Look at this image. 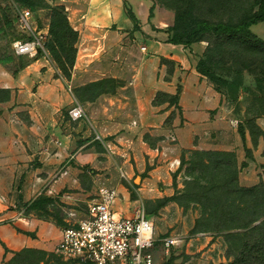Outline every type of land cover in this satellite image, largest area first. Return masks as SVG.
<instances>
[{"label": "rangeland", "instance_id": "374dc122", "mask_svg": "<svg viewBox=\"0 0 264 264\" xmlns=\"http://www.w3.org/2000/svg\"><path fill=\"white\" fill-rule=\"evenodd\" d=\"M152 1L157 7V14L159 15L155 20L145 24L144 27L148 29L151 25L150 32L144 31L137 21L134 23L135 29L139 31L137 34L124 28L108 34L107 37L101 34L100 38L106 41V45L103 47L105 60L113 59L116 61L120 56L126 60L128 58L145 60L143 62L148 60V67L150 68L152 66L150 59L158 53L157 50H150L149 47L155 46L158 42H170L173 37L171 34L173 33L176 12L179 9L187 10L200 21L209 24H232L238 21L241 16L258 12L260 0ZM31 4L28 5L20 0H0V68L9 75H16L37 59H44L46 63L48 62L55 74L61 77L71 99V103L62 108L58 120L61 129L63 131L70 130L78 140V146L71 150L68 158L77 155L79 151L93 152L92 147L95 146L98 158L105 166L101 169L82 168L83 175L79 179H81L80 184L85 189L84 191L80 187L73 189L66 186L60 196H40L30 204L22 203V194L19 193L21 186L16 189L14 194H10L16 196L19 202L11 205L9 211H19L18 217L23 218L32 215L36 220L45 223V226L41 224L36 229L37 232L42 229L43 234H40L43 237L38 235L36 231H26L17 226L16 229L34 240L44 241L46 248H22L14 251L12 256L2 264H74L63 260L58 255L57 245L61 240L64 228L86 216L89 204L97 199L101 187L117 188L121 192L115 209L117 212H128L129 215H133L140 203H143L148 217L152 220L155 218L153 221L156 230V242L150 252L157 264H173L174 259H176L174 252L179 249L183 250L185 255L188 249L196 251L197 247L189 245V243L199 233H207L214 238H219L216 264H264V247L259 251L253 249L251 253L246 247L247 243L252 244L254 239L260 237V233L252 234L246 229L238 228L240 225L248 224L259 218V214L254 211L252 206L254 200L260 199V192L247 194L238 191L239 187L252 188L258 184L264 186V178L254 186L241 185L239 176L246 162L238 163L235 151H224L214 147L218 145L219 137L223 133L228 136L242 135L243 141H245L246 135L251 133L255 145L262 134L256 121L264 114V52L260 51L264 49V46H261L260 50H256L254 42L241 44L235 39L228 40L210 32L203 35V41L184 45L192 50L190 52L192 54L191 66L196 65L198 73L199 62L206 60L208 68L223 78L228 80L239 78L241 80L239 92L231 100L225 88L222 87L220 91H217L214 83L201 74L206 80V101L212 100L211 97H207L209 95L207 92L222 96L226 105L233 108L231 112H225V115L230 116V118L228 121L225 117L220 118V121L226 122L220 127L212 128L209 122L217 119L215 116L218 109L206 111V127L203 131L201 130V134L196 133V128L188 129L186 132L184 129H180L181 126L175 127L174 125V119L183 116V111L178 106V96L169 97L159 93L154 104L169 103L176 109L168 116L164 126L158 128V131L156 130L154 136L147 132L143 137L147 145L145 147L141 145L139 151L146 155L145 158L141 156L143 161L145 159L146 168L144 171H138L136 166L140 163V159L135 157L131 142L118 139V135L125 132L124 129H112L109 132L113 133H109L104 138L94 131L86 137L83 133L86 129L85 118L73 121L69 116V110L75 101L83 105L86 113L91 112V110L96 109V102L101 95H109L115 92L119 85V81L116 79H106L110 82L103 88L91 86L97 82L80 87H76L74 83L72 85L73 90H70L69 85L77 61L79 60L81 63L85 59L86 50L84 48L81 50L80 44L78 45L79 38L75 44L77 51L74 67L71 68L70 79L63 75L55 60L52 47L58 52L60 48L57 43H53L50 34L47 36L46 43L47 56L40 50L36 55L17 56L15 54L14 43L30 38V33L20 26L19 14L23 10H30L33 27L37 31H45L51 25L52 8L59 7L54 6L53 0H32ZM126 10L131 11L129 5H126ZM250 30L258 39L264 41V21L252 25ZM123 47L128 49L123 50ZM143 47L148 48L143 50ZM72 54L73 52L70 51L69 56ZM63 56V59L66 60L67 57ZM168 71L173 72V68L168 67ZM5 96V93H0V99ZM104 103L108 104V101H104ZM30 116L29 110L21 106L15 112L12 122L17 126H23L31 122ZM80 125L83 126V130L79 129ZM179 134H194L193 145H180L177 137L176 139L173 138ZM67 140L69 141V139ZM55 143L58 146L62 145V141H55ZM149 146L155 150L147 154L146 150ZM206 152H213L214 154L204 155ZM246 154L247 157H252L251 150L246 149ZM174 157L179 159V163L172 167L169 160ZM259 167L264 173V164L259 165ZM155 168H160L157 176L161 180V189H169L170 194L147 203L141 200L138 192L144 179L148 177V172ZM60 169L49 179L47 185L67 176V171ZM128 169L132 172L129 177L125 176ZM77 179L75 177L72 180L73 184ZM90 180H96L95 188H91ZM20 183L22 184L23 181ZM150 191H152L151 188ZM63 193L73 194L72 197L65 198ZM170 204L173 207L166 212L167 215L176 214V210L179 209L181 212H189L191 218L195 220L194 226L189 231L187 229L183 231L184 223L168 224L166 219L158 218L162 208ZM261 220L262 218L258 219L252 226L259 224ZM170 236H180L183 241L167 251L163 245V239ZM244 254L246 258H244Z\"/></svg>", "mask_w": 264, "mask_h": 264}, {"label": "crops", "instance_id": "0c3cea01", "mask_svg": "<svg viewBox=\"0 0 264 264\" xmlns=\"http://www.w3.org/2000/svg\"><path fill=\"white\" fill-rule=\"evenodd\" d=\"M53 3L55 7L65 8L70 25L79 33L78 45L80 44L81 50L82 48L86 50L84 61L79 63L78 60L75 66L69 85L71 90L74 83L76 87H80L106 79L119 81L115 92L101 95L96 102V109L86 113L84 123L86 129L83 132L86 137L94 131L104 138L113 133L109 132L112 129H124L125 132L119 134L118 139L131 142L135 157L140 159L136 169L144 171L146 163L141 156L145 158L146 155L139 151L141 145L143 147L147 145L143 137L147 132L154 136L157 129L164 126L168 116L176 109L169 103L154 104L159 93L178 96V106L183 111V116L174 119V125L181 126L180 129L186 132L188 129L196 128V133L201 134V130L206 127V111L218 109L215 116L217 119L209 122L212 128L220 127L229 120L230 116L227 117L225 112H231L233 108L226 105L222 96L207 92L209 94L207 97H211L212 100L206 101V80L197 72L196 65L191 66L192 50L184 45L158 42L155 46L149 47L158 53L150 59L152 63L150 68L148 60L146 62L141 59L126 60L121 56L116 61L105 60L103 47L106 41L100 38L101 34L107 37L121 28L139 33L133 20L127 15L126 5L130 6L137 17L138 25L144 31L150 32L151 25L148 29L144 27L145 24L155 20L159 15L152 0H53ZM45 31L48 32L49 28L47 27ZM124 49L128 48L123 47ZM168 67H172L173 72H169ZM0 83H3L0 89L11 91L10 100L0 102V264H2L14 251L22 248H46L44 241L34 240L16 229L17 226L26 231L37 232V227L41 224L45 226V223L36 220L32 215L23 218L18 217L19 211H9L11 205L19 202L16 196L10 194H14L21 186L19 193L22 194V203L30 204L40 196H60L66 186L73 189L80 187L84 191L79 179L83 175L82 168L101 169L105 164L98 158L95 146L92 147L93 152L79 151L77 155L68 158L71 150L78 146V140L70 130L63 131L58 120L62 108L71 103V99L61 77L55 74L48 62L37 59L16 75H9L0 68ZM104 101H108V104ZM21 106L29 110L31 122L17 126L12 120ZM222 117L227 120L220 121ZM256 123L262 131L256 145L251 133L246 135L245 141L239 135L228 136L223 133L219 137L218 145L214 146L215 149L235 151L238 163L246 162L239 176L241 185L246 187L254 186L264 178V173L259 167L264 164V114ZM81 125L79 129L83 130ZM176 137L180 145L192 146L194 143V134H179L173 138ZM55 141H62V145L58 146ZM246 149L252 151V157H247ZM154 150L149 146L146 152L150 154ZM71 161L73 163H70ZM178 163L177 157L169 160L172 167ZM59 169L66 170L67 176L47 185L49 179ZM158 171L160 168L148 172V177L139 188L138 193L142 201L150 203L170 194L169 189H161ZM131 173L128 169L125 176L129 177ZM75 177L78 179L73 184L72 180ZM90 182L91 188H95L96 180ZM63 194V197L67 198L72 197L73 193ZM116 206L117 204L114 211L117 216H130L128 212H117ZM172 207L171 204L163 207L158 218L166 219L168 224L184 223L183 231L185 229L189 231L195 220L191 218L189 212H181L179 209L176 210V214L167 215L166 212ZM153 220L151 219L154 224ZM40 233L43 234L42 229L37 232L41 236ZM170 237L177 238L178 243L183 241L180 236ZM219 242V238L199 233L189 243L197 247L196 251L188 249L186 255L181 249L175 251L176 259L173 264H216ZM154 264H157L155 260Z\"/></svg>", "mask_w": 264, "mask_h": 264}, {"label": "built area", "instance_id": "2783aa9c", "mask_svg": "<svg viewBox=\"0 0 264 264\" xmlns=\"http://www.w3.org/2000/svg\"><path fill=\"white\" fill-rule=\"evenodd\" d=\"M19 22L22 29L30 33V38L14 43L15 54L36 55L40 50L47 56L49 31H37L33 27L30 10L19 14ZM69 116L73 121L82 120L86 118V110L75 101ZM119 198L120 192L116 188L99 189L86 216L62 231L56 251L63 260L74 264H154L150 250L156 242L155 226L144 204L140 203L133 215L117 216L114 207ZM177 243L178 239L174 237L163 239L167 251Z\"/></svg>", "mask_w": 264, "mask_h": 264}, {"label": "trees", "instance_id": "16d2710c", "mask_svg": "<svg viewBox=\"0 0 264 264\" xmlns=\"http://www.w3.org/2000/svg\"><path fill=\"white\" fill-rule=\"evenodd\" d=\"M28 5H32V0H20ZM127 15L133 20V22H137V17L132 12V10H126ZM261 21H264V0L259 1V10L254 14H247L241 16L238 21L232 24H209L207 22H202L196 18V16L190 13L187 10L179 9L176 12L174 26H173V37L170 40L173 44H181V45H190L193 43H197L203 41V35L207 32L211 34H216L225 37L228 40L235 39L238 43H255V49L260 50L261 46H264V41L258 39L251 32V26L255 25ZM49 34L52 38L53 43H57L59 45L60 51H56L54 47H52V51L54 52L55 60L62 71L63 75L70 79L71 77V68L74 67L75 57H76V48L75 44L78 41L79 33L70 25L65 8L57 7L52 8V16H51V25L49 28ZM253 43V44H254ZM72 51L73 54L69 56V52ZM264 52V49L260 50ZM63 55L67 58L63 59ZM69 56V57H68ZM199 73L205 75L210 79L211 82L216 86V90L220 91L221 88L226 89V93L228 97L233 100L239 92L241 86V80L239 78H234L232 80H228L223 78L222 76L216 74L208 68V64L206 60H201L198 64ZM110 81L102 80L91 86H98L99 88H103L104 85H107ZM0 93H5L6 96L0 99V102L8 101L11 98V91L8 89H0ZM171 97V96H169ZM242 136V135H241ZM243 138V136H242ZM213 152H206L204 155H213ZM244 165V164H243ZM262 186V187H261ZM238 191L244 192L247 194H254L256 192H260L259 200L256 199L253 201V208L259 214V218L254 219L252 222L244 225H240L238 228L246 229L252 234L258 232L260 233V237L254 239L253 243H247L246 247L250 251L253 249L261 250L264 247V186L256 185L252 188H242L239 187ZM259 224L252 226L254 222L258 219H261ZM4 245V244H3ZM5 247V245H4ZM6 248V247H5ZM7 250V248H6ZM243 255V254H242ZM244 258L246 255L244 254Z\"/></svg>", "mask_w": 264, "mask_h": 264}]
</instances>
